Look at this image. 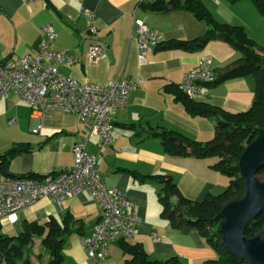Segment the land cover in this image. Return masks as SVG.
<instances>
[{
    "label": "crops",
    "instance_id": "obj_1",
    "mask_svg": "<svg viewBox=\"0 0 264 264\" xmlns=\"http://www.w3.org/2000/svg\"><path fill=\"white\" fill-rule=\"evenodd\" d=\"M152 1L163 9L152 8ZM170 1L0 0V58L34 52L46 38L42 27L49 24L57 33L52 47L73 57L72 62L58 65L63 75L99 84L120 78L139 81L127 104L112 114L114 138L106 148L98 146L97 136L88 135L75 113L56 109L33 113L15 93L0 97V153L11 147L20 150L7 160L0 159L3 171L11 175H45L62 170L73 163V145L84 142L86 151L97 156L105 182L119 189L130 203L138 220L137 234L127 240H111L103 264L124 263L128 255L121 246L123 242L140 245L150 257L177 256L183 264H204L217 256L195 228L176 229L162 215V184L146 176H171L182 195L193 200L225 189L229 177L213 166L216 156L170 155L154 132L171 129L202 142L213 138L214 119L189 112L177 99L175 90L200 56L210 57L217 74L240 52L223 40L213 39L196 50L163 44L150 46L141 61L134 18L157 28L163 43L195 38L207 28L192 12L175 9ZM200 1L217 20L242 26L251 39L264 46V22L253 0ZM86 10L93 14L92 20L85 16ZM91 24L96 27L95 34L89 31ZM93 42L105 50V56L96 61L86 56ZM204 88L206 95L195 100L231 112L248 109L256 94L250 75L220 80ZM100 214V205L82 191L61 201L42 197L16 210L0 224L3 232L15 235L23 231L26 222L43 223L55 218L69 230L63 235L58 264H93L79 239L91 233ZM153 232L159 241L153 240ZM33 241L40 247L31 255L32 264H44L49 256L41 251L40 238Z\"/></svg>",
    "mask_w": 264,
    "mask_h": 264
},
{
    "label": "built area",
    "instance_id": "obj_2",
    "mask_svg": "<svg viewBox=\"0 0 264 264\" xmlns=\"http://www.w3.org/2000/svg\"><path fill=\"white\" fill-rule=\"evenodd\" d=\"M30 1V0H25ZM92 20L93 14L85 11ZM139 58L150 46H157L162 35L157 28L147 26L140 19H133ZM46 38L32 53L12 58H0V97L15 93L27 103L33 113L45 110H60L75 113L85 125L90 136H97L98 146L106 148L113 142L112 114L123 108L129 95L139 81L125 78L110 80L105 84L79 81L65 76L58 70L63 62H72L73 57L65 50L52 47L57 33L49 24L42 27ZM91 34L96 27L91 24ZM91 61L105 56L103 45L91 43L86 51ZM217 79L208 55L198 58L178 83V88L190 98L206 95L205 86ZM71 166L38 177L23 174L8 175L0 171V222L16 210L22 209L42 197L61 201L86 191L101 207V214L89 235L79 239L93 264H103L108 243L113 239L127 240L137 234L138 220L124 194L108 185L97 166V156L85 149L84 142L73 145ZM159 241L157 233L151 234Z\"/></svg>",
    "mask_w": 264,
    "mask_h": 264
},
{
    "label": "trees",
    "instance_id": "obj_3",
    "mask_svg": "<svg viewBox=\"0 0 264 264\" xmlns=\"http://www.w3.org/2000/svg\"><path fill=\"white\" fill-rule=\"evenodd\" d=\"M253 1L264 22V0ZM150 5L155 9L162 8L155 1ZM170 5L175 9L183 8L192 12L198 19L206 23L207 28L202 35L195 38L173 39L164 43L160 41L158 45L196 50L210 40H223L237 49L240 55L219 70L217 79L213 83L228 78L250 75L255 81L256 94L248 109L231 112L220 106L190 98L177 85L176 97L189 112L214 119V136L210 140L202 142L171 129L154 132L159 137L165 152L170 155L216 156L217 160L213 166L229 177L228 184L222 192L218 194L209 193L202 199L193 200L182 195L169 175L155 174L146 177L155 178L162 184L160 190V198L163 203L162 215L168 218L171 225L176 229L195 228L205 241L215 249L217 256L213 259H207L204 264H241L242 262L238 258L226 250L219 231L222 219L215 218V216L226 203L242 197L244 189L238 160L245 146L257 135V128L264 129L262 105L264 46L251 39L242 26L217 20L200 0H184L183 3H180L179 0H171ZM131 126L134 127V125ZM19 151L16 147H11L0 153V159L7 160ZM0 171L11 175L3 171L1 167ZM257 177L264 181V165L259 169ZM173 197L176 198V201H173ZM68 231L66 224H60L55 218L43 223L38 221L26 222L23 231L15 235L3 232L0 224V264H32L31 244L35 237L40 238V245L49 256L44 264H58L62 259L63 235ZM262 233H264V209L249 223L244 232L247 237H254ZM121 246L128 255L123 264H183L177 256L150 257L137 244L127 245L123 242ZM35 257L38 259V255Z\"/></svg>",
    "mask_w": 264,
    "mask_h": 264
},
{
    "label": "water",
    "instance_id": "obj_4",
    "mask_svg": "<svg viewBox=\"0 0 264 264\" xmlns=\"http://www.w3.org/2000/svg\"><path fill=\"white\" fill-rule=\"evenodd\" d=\"M262 105L264 110V89ZM263 165L264 129L258 127L257 135L245 146L238 160L243 195L226 203L215 216L222 219L219 231L226 250L241 264H264V233L254 237L244 234L249 223L264 209V181L257 177Z\"/></svg>",
    "mask_w": 264,
    "mask_h": 264
},
{
    "label": "rangeland",
    "instance_id": "obj_5",
    "mask_svg": "<svg viewBox=\"0 0 264 264\" xmlns=\"http://www.w3.org/2000/svg\"><path fill=\"white\" fill-rule=\"evenodd\" d=\"M9 235H13V234H11V233H8ZM39 243L37 242V241H33V243L31 244V249H32V253H35L34 251H38V249H39ZM41 251L42 252H44V250L43 249H41Z\"/></svg>",
    "mask_w": 264,
    "mask_h": 264
}]
</instances>
